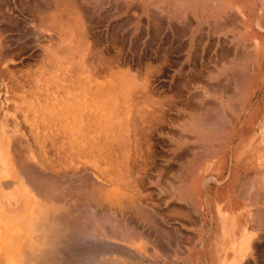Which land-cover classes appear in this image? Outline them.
Segmentation results:
<instances>
[{
    "label": "rangeland",
    "instance_id": "obj_1",
    "mask_svg": "<svg viewBox=\"0 0 264 264\" xmlns=\"http://www.w3.org/2000/svg\"><path fill=\"white\" fill-rule=\"evenodd\" d=\"M0 48L24 65L32 103L63 109L88 90L110 114L26 137L30 189L3 190L0 236L30 214L34 233L0 264H200L199 251L237 247L211 202L226 198L241 139L264 155V0H0ZM244 231L264 249L263 218Z\"/></svg>",
    "mask_w": 264,
    "mask_h": 264
},
{
    "label": "crops",
    "instance_id": "obj_2",
    "mask_svg": "<svg viewBox=\"0 0 264 264\" xmlns=\"http://www.w3.org/2000/svg\"><path fill=\"white\" fill-rule=\"evenodd\" d=\"M1 51L2 48H0ZM56 102H47L42 105L32 103L25 90L24 65L23 67L20 66V61L14 63L12 67L6 65L0 53V162L10 160L18 167V170H21L20 163L27 160L25 153L26 137L29 136L33 139L31 144L40 145L41 130L43 128L55 127L59 129L60 127H57V125L60 121L66 124L65 129L72 128V124L70 125L67 120H63L61 109H59L61 115L59 112L57 114L51 110L53 108L58 110L59 107L51 105ZM82 114L84 117H88L89 112ZM69 139L72 144L73 130L69 135ZM248 140L244 138L240 140L242 142L240 145L243 147L239 155L241 159H236L230 163L227 160L225 162V168L228 169L232 179L226 188L225 200L211 202V208L216 211V219L217 221L220 219L219 224L222 225L225 236L231 235V241L238 240L237 247L199 251L200 258L205 259L201 260L200 264H264V249L253 248L254 246L250 244L248 238H236L240 234H245L244 228L250 227L255 218L264 219V155L251 156L246 153L248 149L244 147L249 146L246 144ZM36 156L38 155L34 154V158L31 160H40ZM223 156L227 158L229 154L225 153ZM251 157L255 159L250 161ZM228 163L231 164V167H228ZM252 170L261 176V180H259L261 186L258 188L252 187L251 190L247 174ZM19 173L23 176L20 171ZM6 181L2 180L1 182L5 183ZM4 186H0V201H3L2 194L3 190L6 189ZM181 192L182 190H177L178 194ZM180 201V196H178L177 209L181 207ZM3 202H0V204H4ZM6 205L3 206L5 210L11 209V207H8V203ZM33 223H35L34 220L30 225H33Z\"/></svg>",
    "mask_w": 264,
    "mask_h": 264
},
{
    "label": "bare ground",
    "instance_id": "obj_3",
    "mask_svg": "<svg viewBox=\"0 0 264 264\" xmlns=\"http://www.w3.org/2000/svg\"><path fill=\"white\" fill-rule=\"evenodd\" d=\"M36 3V2H35ZM71 3V2H70ZM27 7V6H26ZM40 9V8H39ZM36 11V10H35ZM29 14V13H28ZM38 14V13H37ZM82 15V14H81ZM84 18V17H83ZM31 22V21H30ZM29 23V22H27ZM26 23V24H27ZM86 27V26H85ZM40 32V31H39ZM38 32V33H39ZM82 33V32H81ZM89 54V53H88ZM94 55V54H93ZM103 56V55H102ZM103 59V58H102ZM93 60V59H92ZM112 61V60H111ZM35 62V61H34ZM32 64V63H31ZM30 64V65H31ZM102 64V63H101ZM91 65V64H89ZM93 65V64H92ZM104 65V64H103ZM44 66V65H43ZM100 66V65H99ZM32 68V67H31ZM28 69V68H27ZM95 70V68H94ZM94 74V73H93ZM101 75V74H100ZM98 77V76H97ZM31 84V83H30ZM12 85V84H11ZM82 92V91H81ZM89 92L88 90L85 92H83V95L82 93H78V94H71L70 92H68V97H66V102H67V107L66 108H63L61 109L60 107V111L63 112V120H67V122H69V124L74 127V128H80L81 126H90L92 122L94 123H101V126L104 125V123L106 124V122H108V119L110 118V114L109 112L107 113L106 111V115L103 116V112L105 110L104 109V105H103V99L101 98L102 96H100L99 94H97L98 92ZM80 94V95H79ZM66 95V94H65ZM59 101V100H57ZM58 103V102H57ZM60 103V101H59ZM56 104V103H55ZM54 104V105H55ZM64 104H65V100H64ZM60 105V104H59ZM62 105V104H61ZM34 106V105H33ZM55 107V106H53ZM52 108V106H51ZM92 109V110H91ZM50 110V109H49ZM52 111H55L57 114L59 112L60 114V111H59V108L58 110H55V108L51 109ZM85 112H91L92 116L91 115H88V117H84V115L82 113H85ZM54 113V112H53ZM61 115V114H60ZM59 116V115H58ZM62 117V116H61ZM71 119V121H70ZM59 120V119H58ZM151 120V119H150ZM134 122V121H133ZM62 123V124H61ZM58 124V123H57ZM62 125V128H64V126L66 125L63 121H60V123L57 125L59 127H61ZM94 125V124H93ZM91 125V127L93 126ZM97 125V124H96ZM99 125V124H98ZM61 128V129H62ZM65 129V128H64ZM13 146V145H12ZM17 155V154H16ZM15 158V157H14ZM9 163H10V168L12 167V170H11V175L13 177H16L15 181L12 180L10 186H9V183L5 180V179H1L0 180V186H4V184L6 183V185L4 186L6 189L5 190H10V187L12 186V188L16 187V185H20L22 184L25 188L27 189H30L29 186L27 185V183L24 181L22 175L19 173V171L21 172L22 170H18V167L14 165V163L12 161L9 160ZM17 164V163H16ZM25 165V164H24ZM17 167V168H16ZM25 170V169H24ZM27 170V168H26ZM25 170V171H26ZM27 172V171H26ZM25 172V174H26ZM23 173V171L21 172ZM29 173V171L27 172ZM32 173V172H31ZM30 174V173H29ZM28 174V175H29ZM33 174V173H32ZM24 175V173H23ZM34 175V174H33ZM26 176V175H25ZM30 176V175H29ZM33 178V177H32ZM18 179V183H16ZM26 179H29L27 176H26ZM25 179V180H26ZM31 179V178H30ZM29 179V180H30ZM2 180L6 181L5 183L1 182ZM246 181V180H245ZM3 183V185H2ZM29 183V182H28ZM31 183V182H30ZM29 183V184H30ZM33 183V182H32ZM34 184V183H33ZM31 185V184H30ZM36 186V185H35ZM37 190V189H36ZM10 193V192H9ZM12 193H16V192H12ZM39 195V194H38ZM54 197V196H53ZM60 197V196H59ZM64 197V196H63ZM0 202H3V201H0ZM4 203V202H3ZM4 204H0V210H3L5 207H3ZM37 215V214H36ZM83 218V217H82ZM36 218H31V214L29 215V222L28 224H22L20 226L24 227V225H28V227H26L25 229H23L21 231V233L24 232V234L21 235L20 239L18 240L17 236H16V233L18 230L20 229H15V227L12 225L10 227V230L7 232L6 229H4L3 231V227H1V231L3 233L2 236H0V246L2 245H7V237L9 239V233H10V243L13 245V251H10L9 253H7V251L5 252L4 250L6 248H1L0 250V260L1 258H5L6 260H8L7 263H9V261L11 262H14L15 261V257L14 255L17 254L16 252L18 250L21 249L22 245H24V243L26 242V240H28V238H24L25 235H28L31 236L34 231H33V228L32 226L30 225V223L35 220ZM80 220V219H79ZM87 223V222H86ZM85 224V223H84ZM14 227V228H13ZM6 234V235H5ZM5 235V236H4ZM86 236V235H85ZM4 237V238H3ZM97 237V236H96ZM90 238V236H89ZM75 239V238H74ZM90 240V239H89ZM99 240V239H98ZM83 241V240H82ZM101 241V239H100ZM81 242V241H80ZM78 243V241H77ZM19 245H21L19 247ZM16 248V249H15ZM15 249V250H14ZM83 251V250H82ZM97 251V250H96ZM78 252V251H77ZM30 256V254L28 255ZM85 256V255H84ZM88 258V257H87ZM64 259V258H63ZM63 262V261H62ZM61 263V262H60Z\"/></svg>",
    "mask_w": 264,
    "mask_h": 264
}]
</instances>
